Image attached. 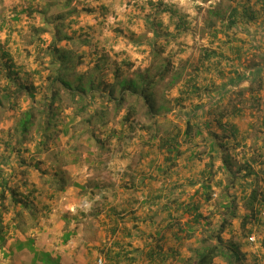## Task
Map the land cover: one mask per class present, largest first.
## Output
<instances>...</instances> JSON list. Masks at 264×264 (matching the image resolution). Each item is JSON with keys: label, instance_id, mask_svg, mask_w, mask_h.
<instances>
[{"label": "trees", "instance_id": "1", "mask_svg": "<svg viewBox=\"0 0 264 264\" xmlns=\"http://www.w3.org/2000/svg\"><path fill=\"white\" fill-rule=\"evenodd\" d=\"M192 1L194 3L198 1L200 3L211 2L207 8L208 17L205 30L211 41L209 47L204 49L198 66L194 67L192 75L186 80L180 97L175 100L176 105L180 106L184 100L204 99L205 93L209 92L213 81L204 86L205 84L203 85L200 80L202 78L207 82L209 76L207 72L210 70L212 73L216 71L218 77L231 76L228 85L236 86L238 82L248 79L245 74L246 69L253 76L252 84L248 88L238 90L235 94L236 97L230 98L227 105L219 106V103L216 102L208 110H204L203 114L205 115V112L207 115L211 114L213 119H207V115L202 118L203 128L189 120L185 130L172 125L159 135V131H153L154 126L140 124L134 117L135 112L129 111L123 119L122 129L119 130L112 125L108 127V130H105V139H96V146L101 155L103 152L114 155V150L120 145L123 146L122 155L127 157L129 154L127 153L128 143L136 136L134 134L138 130L148 133L150 140L156 142L159 152H165L164 165L156 167L155 171L150 166L148 171L135 168L131 170H135L134 175L132 172H125L122 176V184L117 188L107 184L90 187L77 185L85 195L89 196V199L96 200L95 216L97 219L101 216L98 211L99 203L107 198L108 187L114 188V194L111 197L115 199L120 196V200L124 202L123 205L127 206V210L122 206L121 209L118 208L119 212L117 208L112 207L107 214V219H110L109 223L112 227V235H116L119 231L121 242L117 240V242H113L112 247L99 249L104 260L109 261L111 258L118 264L121 263V260L124 261V264H214L216 259H221L225 264H245L246 254L240 250L243 240L234 242L233 237L226 240L222 234L228 229L229 234L233 232V220L239 218L241 209L248 211L241 218L242 238L248 239L255 232L256 227L264 225V184H259V177L264 174V137L255 136L253 138V140H263L262 146H259L257 142L251 145L244 144L246 138L245 136L239 137L241 132L236 122L247 114L258 117L264 110V54L252 40H249L248 43L243 42V38H240L234 30L239 27L241 30L249 32L251 27L258 29V27L264 26V0ZM149 3L158 12L169 14L170 22L175 27L174 36L188 33L190 24L187 15L179 14V10L175 6L166 5L163 0H157L155 3L154 0H149ZM74 13L72 12L70 15ZM66 17L59 15L56 20H63ZM157 26H162V23L160 22ZM64 39H68L76 48L88 44L85 34L78 38L72 36ZM57 42H53V45L50 46L52 50L50 53L53 55L51 63L55 65L61 58L57 52ZM226 50L227 52H225ZM74 54L75 52L72 51L71 56L74 57ZM252 55L259 57V62L252 60L249 64H245L244 60ZM70 59H72L70 56H65L64 62L57 65L58 68L54 71L53 76L49 75L50 97L46 99L44 106H36L37 102L34 101L35 94L33 93L35 88L20 82V73L13 58L8 54H0V84L5 81L8 85L4 91L6 93L4 99L7 101L5 106L8 105L7 115H12L10 117L18 115L11 127L0 132V249L6 241L3 234H6L7 228L11 227L13 231L22 229L27 222L25 213L35 216L36 209H38L37 202L40 203L37 195L38 187L31 183L30 179H18L19 176L14 168L11 172H7L4 164L9 165L14 159L20 160L25 151L31 152V150L23 148L26 142L36 141L33 147V156H31L33 165L30 164V167L35 170H39L41 163L40 160L35 161L38 158L34 156V153L39 155L45 153L50 142L55 141V159L62 153L59 138L68 137L71 129L67 127V123L63 124V121L58 118L62 97L56 89L57 84L61 85L64 90H70L71 99L78 97L80 101H83L78 104V116L87 113L88 108L91 107V101L93 102L96 98L93 93L90 94V90H94L93 85L87 91V87L74 88L71 82L65 80L64 69L69 66L66 61ZM74 67L73 65L69 66L70 70ZM96 67H99V64ZM168 72L169 70L164 68L160 72L161 77L164 78ZM139 77L142 80L140 86L137 85L136 80L119 81L117 85L120 86L121 91L129 89L133 95H141L144 98L148 110L147 115L155 125L157 124L156 119L160 115V111L164 110L165 105L156 108L152 100L154 93L150 91V81L147 82L142 74ZM178 78H180L179 75L175 74L172 81H176ZM213 80L215 81V79ZM12 84L16 87L14 92L11 90ZM23 91H26L29 100L33 101L32 106L24 111L20 110L22 107L17 101L21 98L20 94ZM246 91L249 93L248 97L244 95ZM113 96V90H110L106 95L109 100ZM100 97L104 98V96ZM120 101L122 102V99ZM2 104L4 102L0 99V105ZM2 110L0 109V111ZM103 117L102 112L95 111L89 119L85 120L89 127L88 133L98 123H101L99 125L101 131L108 125V120L104 121ZM262 125H264V118ZM211 126H218L222 134H214L215 140L213 141L211 138L205 139L204 141L209 144V152L206 154L203 152L200 155L195 151L198 147V137L204 134V128L208 129L210 134ZM69 138H72V135ZM113 143L115 146L112 151L110 144ZM243 144V152L240 159L237 158L236 161L231 149L235 151L238 146H243ZM183 145L188 146L186 151L181 150ZM232 145L235 147L230 148ZM187 152L189 156L187 165L189 166L201 161L203 155H206L209 160L207 164H204V168L199 170L198 176L193 175V172L189 175L188 184L199 186L192 195L181 199L186 187V184L183 183L187 177L181 180L182 184L181 181L177 182L178 179H172L169 183L167 181L174 177V166ZM217 158L221 162L218 171L224 175L220 180H216V173L213 171L214 161L218 160ZM21 159L22 166L27 167L26 159ZM103 164L105 163H101V165ZM235 164L236 168L233 167ZM23 174H28V171L23 170ZM54 176L55 178L52 180H55L56 195L66 189L67 178L61 174ZM155 183H158L159 187L155 188ZM167 187L168 189H166ZM214 188L219 189V195ZM214 194L217 195V199L214 198ZM212 201L215 203L213 204ZM240 205L242 206L240 207ZM138 209L144 213L143 216L138 215ZM8 215H11V220L5 224V217ZM217 218L219 224L216 225ZM197 234H203L199 244L192 247L186 246L187 242L193 240ZM134 242L139 243L140 246L134 248ZM261 244L264 247V238ZM184 247L189 252L188 256L183 254ZM43 256L46 259L45 264H51L48 261L49 255L43 254Z\"/></svg>", "mask_w": 264, "mask_h": 264}, {"label": "rangeland", "instance_id": "2", "mask_svg": "<svg viewBox=\"0 0 264 264\" xmlns=\"http://www.w3.org/2000/svg\"><path fill=\"white\" fill-rule=\"evenodd\" d=\"M163 1L166 5L175 6L179 10V14L187 15L190 24L188 33H183L182 36H174L175 27L170 22L169 14L158 12L149 3V0H0V44L9 50V56L16 62L20 73V82L35 88L33 93L35 94L34 101L37 102L36 106H44L46 99L50 97L49 75L53 76L59 63L64 62L65 56L72 58L66 61L67 64L75 66L74 69L70 70L69 66L64 65L66 66L64 69L65 80L71 82L74 88L78 86L87 87V91L93 85L94 90H90V94L93 93L96 96L93 100L94 103L91 101V107L88 108L87 113L78 116L77 107L83 101H80L78 97L71 99L70 90H64L61 85L57 84L56 89L62 97L58 118L63 121V124L67 123V127L71 129L68 137L59 138L62 153L55 159V141L50 142L45 153L40 155L34 153V156L38 158L35 161L40 160L41 163L39 170H35L30 167V164L32 163L31 156H33V147L36 141L33 143L26 142L23 148L29 149L31 152L25 151L20 160L14 159L9 165L4 164L7 172H11L14 168L19 176L18 179H30L31 183L38 187L39 193L37 195L40 203L43 200L44 202L50 200V197L55 195V180H52L55 178V174H59V176L61 174L67 178L66 188L72 192V196L83 198L87 195L79 191L77 185L90 187L107 184L117 188L122 184V176L125 172H132L134 175L135 170L131 171L132 169L138 168L148 171L150 166L155 171L156 167L164 165L165 152H159L156 142L150 140L148 133H142L138 130L134 134L136 136L128 143L127 153L129 154L127 157L122 155L123 146L120 145L114 150V155L107 152H103L101 155L99 152L96 139H105L104 132L112 125L119 130L122 129L123 119L129 111L135 112L134 117L140 124L154 126L153 131H159V135L172 125L185 130L189 120L203 128L202 118L207 115L206 112L205 115L203 114L204 110H208L216 102L219 103V106L227 105L230 98L236 97L235 94L238 90L251 86L253 76L249 70L245 69L248 79L238 82L236 86L228 85L231 76L218 77L216 71L212 73L210 70L209 73L207 72V75L209 74L207 82L202 78L200 80L203 85L205 84L204 86L213 81L211 89L205 93L204 99L184 100L180 106H177L175 100L180 97L186 80L192 75L194 67L198 66L204 49L209 47L211 41L205 33L208 17L207 8L211 2ZM155 2L157 0H154ZM72 12L75 13L70 15ZM59 15L67 17L58 21L56 18ZM160 22L162 26L158 27ZM249 29V32L243 31L239 27L234 30L240 38H243V42L248 43L249 40H252L254 45L259 46L260 52L264 54V26L262 25L258 29L255 27ZM84 34L88 44L80 48H76L68 39H64L72 36L78 38ZM53 42H57V52L61 57L58 61L56 59V65L51 63L53 55L50 53L52 51L50 46L53 45ZM72 51L75 52L76 56L75 54L74 57L71 56ZM252 52L253 49L251 54ZM252 60L259 62V57L248 56L244 62L249 64ZM97 64L99 67H96ZM164 68H167L169 72L162 78L160 72ZM141 74L145 76L147 82L150 81V91L154 93L152 100L156 108L165 105L164 110L160 111L155 125L152 124L151 118L147 115L148 110L144 98L141 95H133L129 89L121 91L120 86L117 85L119 81L136 80L137 85L140 86L142 80L139 76ZM175 74L179 75L180 78L172 81ZM7 86L5 81L0 84V99L4 102L0 105V109H3L0 111L2 112L0 115V132L11 127L16 120L15 118L18 117L17 114L14 117L7 115L8 105L5 106L7 101L4 99L6 95L4 91ZM11 88L12 92L16 89L13 84ZM110 90L114 91V96L109 100L106 95ZM26 94L27 92L23 91L20 94L21 98L17 100L22 111L33 104V101L29 100ZM99 95L104 96V98ZM244 95L248 97L249 93L246 91ZM95 111L102 112L104 121L108 120L109 123L105 128L103 127L102 131L99 128L101 123H95L96 125L92 127L93 132L88 133L89 127L85 120L89 119ZM263 118L264 110L258 117L247 114L244 118L236 121L241 132L239 137L245 136L246 138L244 144L251 145L257 142L259 146H262L263 140H253V138L255 136L264 137L262 136L264 134ZM207 119H213L211 114L207 115ZM204 131V134L198 137V147L195 150L200 155L203 152L204 154L209 152V144L204 141L205 139L211 138L213 141L215 140L214 134H222L218 126H211L210 134L208 129L205 130L204 128ZM71 135L72 138H69ZM244 144L238 146L235 151L231 149L236 161L237 158L240 159ZM114 146V143L110 144L112 151ZM187 147L183 145L181 150L186 151ZM232 147L235 146L232 145L230 148ZM87 151L89 152L87 153ZM99 155H101L100 158ZM203 156L201 161L189 166L187 165L188 152L184 153L174 166V177L169 178L167 183L171 182L172 179H178L177 182L179 183L187 177L183 183L186 184V187L181 199H186L192 195L199 186L198 184V186L189 185L188 180L192 172L193 175L198 176L199 170H202L204 164L208 163L207 156ZM21 158L26 159L27 167L22 166ZM101 163L105 164L101 165ZM220 166L219 159L215 160L213 171H216ZM233 167L236 168L237 165L235 164ZM23 170H27L28 174H23ZM220 176L223 178L224 175ZM259 178V184L262 183L263 185L264 174H261ZM154 187H159L158 183H155ZM113 189L110 190L111 193H114ZM60 193V198L67 196L63 192L62 195ZM216 193L219 195V190L216 189ZM214 198L217 199L216 194H214ZM212 203L214 204L215 201ZM247 213L246 209H241L239 218L233 220V232L229 234L228 229L222 236L226 240L233 237L234 240L238 239L245 242V245H240V250L246 254L245 264H262L264 247L261 241L264 238V225L256 227L255 232L251 235L255 238V242H251L246 237L242 238L241 218ZM32 221L34 219L30 220L29 223L31 224ZM217 224H219L218 218ZM202 236L203 234H197L193 240L187 242L186 246H197ZM134 244V248H137V243L134 242ZM183 254L184 256L189 254L186 247L183 249ZM214 264H225V262L216 259Z\"/></svg>", "mask_w": 264, "mask_h": 264}, {"label": "crops", "instance_id": "3", "mask_svg": "<svg viewBox=\"0 0 264 264\" xmlns=\"http://www.w3.org/2000/svg\"><path fill=\"white\" fill-rule=\"evenodd\" d=\"M0 54L10 55L9 50L2 44ZM214 173L216 180H220L222 174L218 169ZM109 189L111 188L108 187L106 191L107 198L99 203L98 211L101 213L99 219L95 216L96 200L89 199V196L74 197L68 188L63 192L67 194L65 197L60 198L59 192L46 202L44 200L42 203L37 202L35 216L25 213L27 222L22 229L13 231V228L9 227L6 234H3L6 241L0 249V264H45L43 254L49 255L48 261L51 264H99V260H102L103 264H118L111 258L109 259L111 262L104 260L99 253L101 248L112 247L114 241L121 242L119 231L112 235L110 219H107L109 210L115 207L119 212L121 206L127 210L120 196L113 199L111 196L114 193ZM141 214L144 215L139 210L138 215ZM33 219V223L30 224V220ZM10 220L11 215L6 216L5 224ZM67 236L69 237L65 240ZM237 241L239 240H234ZM138 244L137 248L140 246ZM116 250L118 251V248ZM120 264H124V261L121 260Z\"/></svg>", "mask_w": 264, "mask_h": 264}, {"label": "built area", "instance_id": "4", "mask_svg": "<svg viewBox=\"0 0 264 264\" xmlns=\"http://www.w3.org/2000/svg\"><path fill=\"white\" fill-rule=\"evenodd\" d=\"M249 240L251 242H255V238L253 236H250ZM99 264H103L102 260H99Z\"/></svg>", "mask_w": 264, "mask_h": 264}]
</instances>
